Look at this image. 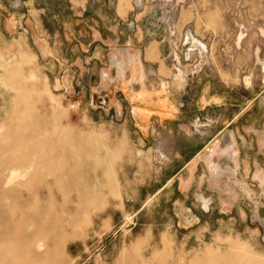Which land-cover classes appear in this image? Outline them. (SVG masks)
<instances>
[{"label": "rangeland", "instance_id": "1", "mask_svg": "<svg viewBox=\"0 0 264 264\" xmlns=\"http://www.w3.org/2000/svg\"><path fill=\"white\" fill-rule=\"evenodd\" d=\"M33 37L46 42L42 53ZM150 43L157 48L149 65L179 95L181 109L208 84L225 99L209 115L198 104L163 141L123 151L114 142L122 129L114 108L90 100L106 83L102 71L112 78L133 68V57L141 60ZM21 55L29 59L24 83L38 95L28 112L44 119L51 144L55 136L74 138L80 161L74 166V156H55L54 165L26 169L35 155L19 147L9 154L12 171L0 170V196L14 212L0 211V224L21 227L0 228V253L38 228L24 251L39 264L52 262L46 250L57 241L66 242L63 264H117L132 252L151 264H189L208 250L228 253L234 243L264 261V0H0V78ZM14 97L0 80V131ZM205 131L243 140H230L232 151H202L179 172L195 151H175V138L180 144ZM28 140L22 141L32 147ZM72 175L99 205L79 204L68 185ZM58 177L62 184L49 199L41 182Z\"/></svg>", "mask_w": 264, "mask_h": 264}, {"label": "crops", "instance_id": "2", "mask_svg": "<svg viewBox=\"0 0 264 264\" xmlns=\"http://www.w3.org/2000/svg\"><path fill=\"white\" fill-rule=\"evenodd\" d=\"M35 28L36 25L34 26V29ZM135 43L137 44V42L133 44ZM156 48V45L152 43L148 44L144 52L145 56L141 60L137 61L138 58L133 57V68L120 69L117 71V75L111 78L113 84L110 85L106 81V83L100 87V89L107 91L108 95H110L108 98V109L114 108L116 113L115 119L121 124L120 128L122 129L117 127L118 135L116 134L114 137V142L116 145L121 143L124 146L123 151H133V147L136 151H142L141 148L147 146V143H152V141H163L162 139L166 138L165 134L169 135L172 131L173 128H171V125L180 123L185 117H189L190 119L194 117L198 104L200 105H198L199 109H197V111H200V109L202 111L208 109L206 114L209 115L210 109L212 110L217 106H222L221 102L225 99L220 94H212L211 85L208 84L203 86V89L200 90V94H193L191 97V104H187L186 109H181L180 101H178L179 95L176 94L173 87H168L160 82L161 78L157 77V74H155L149 65L152 61L149 59V54H147L148 58L146 57V50L154 49L155 51ZM128 56L130 57L129 53ZM108 75L111 76L110 73H108ZM201 87L202 85L199 89ZM117 96L121 99L117 100ZM197 99L199 100L196 104ZM255 99L256 98L249 101L247 105L252 104ZM127 106L128 110L125 111ZM115 125L117 124L111 121V127L114 128ZM178 126L177 124V127ZM131 129H133V134ZM188 136L185 140H181L182 143L180 144L179 139L175 138V151H195L192 155V159L185 166H182L179 172L188 168L195 160L199 159L202 151H218V149H222V146H229L230 151H232L234 149L230 140H243L238 133L230 134L225 131L217 133L205 131L203 136L197 139L194 136ZM244 140L246 139L244 138ZM159 143L161 144V142ZM252 143H254L253 145H255V147H259L258 141L255 142L252 140L250 145H252ZM137 147L141 148L138 150ZM160 150L165 151L163 148ZM240 150L242 151L243 148ZM179 153L183 155L182 152ZM173 179L174 178H172L170 182H172Z\"/></svg>", "mask_w": 264, "mask_h": 264}, {"label": "bare ground", "instance_id": "3", "mask_svg": "<svg viewBox=\"0 0 264 264\" xmlns=\"http://www.w3.org/2000/svg\"><path fill=\"white\" fill-rule=\"evenodd\" d=\"M148 54L150 57L153 54V50L151 49L148 51ZM26 64H29V59L21 55L19 61L4 68L0 78L1 82L6 83L15 96L13 99L11 114L4 120V128L2 131H0V145H5V142H9L7 147L0 148V151H2L0 152V170L10 168L11 160L8 158V156L12 153V151L14 152L17 147L28 149V153L37 157V160L32 163L30 162L29 165L26 166V169L29 168L28 166L54 165L55 156L67 155L74 156L75 163L73 164L74 166H77L80 159L78 157L77 151L75 150V139L66 135L55 136L53 139H50L55 141L51 144L48 141V138H45L43 135L45 130L40 127V125L44 123V119L37 117L32 112H28V110L30 111L33 106L32 103L34 102V98L38 99V95L37 92L26 86L24 83V77L21 75V72L22 66ZM54 119H56V116H54ZM25 138L27 141H29L28 139L32 140L31 144L34 143L32 147L22 141ZM90 150L93 151L94 149L91 148ZM46 151H49L50 154H46ZM104 164L108 165L109 161L106 160ZM96 166L97 164L92 166V169H95ZM70 167L72 166L65 165L64 169L66 170V168ZM62 168L63 166H58L57 170L61 173L63 170ZM30 174L34 175L32 172ZM41 183L45 185V189H47L49 192L46 196L49 199H53L54 194L52 196L50 191L58 189V187L62 184V177H58L52 183ZM68 185L75 193L79 204L87 200L90 205H93L96 203V199H99L88 193V190L84 188L79 176L72 175L68 180ZM108 185H110V182ZM108 185H106V188H108ZM6 198V196H0V211L6 209L7 212L13 213L14 208H8ZM98 202L95 205H99ZM73 222L76 221L74 220ZM76 224L79 225L80 222L77 221ZM20 227L21 222H17L14 225H11L8 221L0 224V228L7 231L12 228L18 230ZM40 233L41 232H39L38 228H36L35 232L33 229L27 236L26 241H24L25 243H23L20 247L13 248L12 246H7L6 248L2 249L0 253V264H39L40 257L36 255L31 257L28 256V254L24 251V248H27L26 246H32V241H34V239H36ZM3 234L4 233L2 232L1 236H3ZM2 242L3 241L0 240V244ZM65 243V241H57L50 248H47L46 252L49 256L52 255L53 257L52 262L49 264H63V252L60 257L59 251L64 247ZM36 247L38 250L41 249L38 248L39 246ZM136 248L137 246L134 249ZM157 256L158 254L154 255V257ZM4 259L7 262H4ZM117 264H151V262L143 260L142 257L136 256L134 252H132V254L128 253L126 257ZM189 264H264V261L254 256L242 245L234 243L228 253L218 254L208 250L202 257L195 259L194 263L190 262Z\"/></svg>", "mask_w": 264, "mask_h": 264}, {"label": "water", "instance_id": "4", "mask_svg": "<svg viewBox=\"0 0 264 264\" xmlns=\"http://www.w3.org/2000/svg\"><path fill=\"white\" fill-rule=\"evenodd\" d=\"M33 43L35 44V46L37 47V49L39 50V52H43L44 48L46 47V42L43 39L37 38V37H33ZM101 77H102V82L104 83L105 81H107L110 85L113 84V80L109 77L108 72L107 71H102L101 73ZM108 95V92L105 91ZM102 89L98 90V89H94L93 90V94L96 96V98L94 99L93 96L91 97L90 103L91 105H94V103L104 107L107 105V100L108 97L106 96V94Z\"/></svg>", "mask_w": 264, "mask_h": 264}, {"label": "built area", "instance_id": "5", "mask_svg": "<svg viewBox=\"0 0 264 264\" xmlns=\"http://www.w3.org/2000/svg\"><path fill=\"white\" fill-rule=\"evenodd\" d=\"M196 122H198V121H197V120H196V121L194 120V122H193V123L195 124Z\"/></svg>", "mask_w": 264, "mask_h": 264}, {"label": "flooded vegetation", "instance_id": "6", "mask_svg": "<svg viewBox=\"0 0 264 264\" xmlns=\"http://www.w3.org/2000/svg\"><path fill=\"white\" fill-rule=\"evenodd\" d=\"M96 104V103H95Z\"/></svg>", "mask_w": 264, "mask_h": 264}]
</instances>
